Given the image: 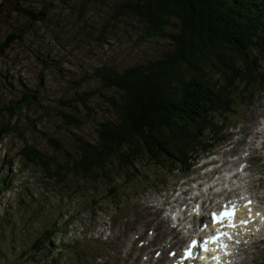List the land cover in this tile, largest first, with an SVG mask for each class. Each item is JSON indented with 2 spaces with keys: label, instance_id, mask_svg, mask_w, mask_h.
<instances>
[{
  "label": "rangeland",
  "instance_id": "1",
  "mask_svg": "<svg viewBox=\"0 0 264 264\" xmlns=\"http://www.w3.org/2000/svg\"><path fill=\"white\" fill-rule=\"evenodd\" d=\"M12 2L21 14L0 8V42L10 33L32 29L33 34L24 36V45L13 43L0 58V73L5 77L0 104L17 100L28 89L36 92L39 104L24 108L13 119L5 118L9 126H15L0 144V180L5 184L0 193V264H140L143 247L147 251L158 247V243L146 246V236L161 230L168 219L169 208L161 212L158 208L170 192L180 186L191 189V196L203 195V167L196 161L204 155L202 149L189 155V173V165L183 167L186 174L149 166L90 178L66 173L64 168L78 156L79 141L96 143L99 124L116 119L106 101L112 90L101 86L94 71L103 65L119 71L147 65L168 55L171 42L141 40V28L134 19L117 17L119 0L96 1L93 14L88 13L91 7L78 13L80 0ZM40 7H45L44 25L33 26L25 15H34ZM171 29L175 31L170 33L176 32V27ZM257 70L264 73V61ZM84 93L91 94L86 106L78 101ZM235 103L234 114L222 130L226 139L215 144L211 153L243 151L250 137L242 134L251 132L255 122L260 126V138L253 146L257 175L252 182L257 186L264 172V151L258 148L264 139V89L237 91L227 102ZM62 114L77 118L80 124L69 125ZM220 129L205 139L217 137ZM24 147L44 155L52 176L23 159ZM58 165L63 168L55 175ZM128 236H135L133 244ZM39 239L45 241V251L35 248ZM253 257L256 264H264V254L256 252Z\"/></svg>",
  "mask_w": 264,
  "mask_h": 264
},
{
  "label": "trees",
  "instance_id": "2",
  "mask_svg": "<svg viewBox=\"0 0 264 264\" xmlns=\"http://www.w3.org/2000/svg\"><path fill=\"white\" fill-rule=\"evenodd\" d=\"M80 1L79 14L90 7L88 13L96 12L98 0ZM4 7L21 14L12 0H3L0 8ZM116 8L117 17L139 24L141 40L168 39L172 51L144 66L119 71L103 65L94 71L101 86L112 90L106 101L116 119L99 124L96 143L79 141L78 156L65 166L66 173L97 178L149 166L174 168L206 133L215 132L216 119L231 110L226 102L230 95L263 83L257 68L264 61V0H119ZM44 10L40 7L25 17L41 27ZM172 27L176 32L170 33L175 31ZM27 34L33 30L6 35L0 42V58L13 43L24 45ZM4 79L0 73V88ZM90 95L82 94L79 103L86 106ZM36 104L39 99L31 89L0 104V144L15 126L5 118L13 119ZM62 117L74 127L80 124L73 116ZM20 152L27 163L52 176L50 162L36 148L24 147ZM62 168L58 165L55 175ZM3 189L0 180V193ZM34 246L39 251L47 248L41 239Z\"/></svg>",
  "mask_w": 264,
  "mask_h": 264
},
{
  "label": "snow or ice",
  "instance_id": "3",
  "mask_svg": "<svg viewBox=\"0 0 264 264\" xmlns=\"http://www.w3.org/2000/svg\"><path fill=\"white\" fill-rule=\"evenodd\" d=\"M229 205L225 206V210L222 211L219 214H213V223H223L225 221H227V226L228 227H232L235 228L236 224H235V216H236V212L238 211V207L234 204H231V202H229ZM251 204V201H248V203L246 205H244V207H248ZM249 212H251V209L249 208ZM241 224L246 225L247 221H241ZM221 237H227L228 239H231L232 237L229 235V233L227 232H220L219 234L209 238V240L204 241V242H198L197 240H192L190 245L188 246V248L185 250V254H184V260H197V259H205V257H201V256H197L194 253V250L199 247V249L203 252H210L211 249L208 247L209 244H215L218 243L221 239ZM226 247V245L221 244V248ZM172 255H175V253H173ZM213 260H215L217 262V264H219V260L220 257L216 256V257H212ZM179 264H183V260H181L179 262Z\"/></svg>",
  "mask_w": 264,
  "mask_h": 264
},
{
  "label": "water",
  "instance_id": "4",
  "mask_svg": "<svg viewBox=\"0 0 264 264\" xmlns=\"http://www.w3.org/2000/svg\"><path fill=\"white\" fill-rule=\"evenodd\" d=\"M3 0H0V4L2 3Z\"/></svg>",
  "mask_w": 264,
  "mask_h": 264
},
{
  "label": "bare ground",
  "instance_id": "5",
  "mask_svg": "<svg viewBox=\"0 0 264 264\" xmlns=\"http://www.w3.org/2000/svg\"><path fill=\"white\" fill-rule=\"evenodd\" d=\"M163 260H164V258L161 259V261H163Z\"/></svg>",
  "mask_w": 264,
  "mask_h": 264
}]
</instances>
